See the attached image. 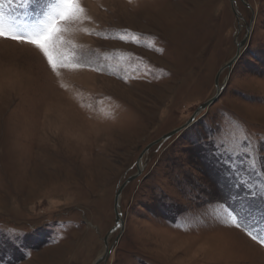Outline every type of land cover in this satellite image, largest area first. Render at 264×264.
<instances>
[{"label": "rangeland", "instance_id": "obj_1", "mask_svg": "<svg viewBox=\"0 0 264 264\" xmlns=\"http://www.w3.org/2000/svg\"><path fill=\"white\" fill-rule=\"evenodd\" d=\"M73 11L55 72L33 46L0 39V264H94L105 237L100 264H264V0H76ZM0 18L26 32L41 17L35 0H0ZM217 75V100L159 142L215 96ZM202 119L219 125L213 139L247 141L252 159L226 152L235 172L202 160ZM137 167L111 233L115 193ZM214 186L212 204L194 199ZM241 202L238 227L220 205Z\"/></svg>", "mask_w": 264, "mask_h": 264}, {"label": "snow or ice", "instance_id": "obj_2", "mask_svg": "<svg viewBox=\"0 0 264 264\" xmlns=\"http://www.w3.org/2000/svg\"><path fill=\"white\" fill-rule=\"evenodd\" d=\"M15 2L19 7L27 9L29 5L33 4V0H10ZM76 0H54V3L45 4L41 0H35V9L41 17L38 22L31 26V29L26 32H18L12 27L6 28L0 18V39L11 40L18 43H27L37 49L47 59L48 65L55 72L56 64L53 62V56L51 54L52 45L54 44L57 33L60 32L59 25L73 18L74 8ZM195 118V114L193 119ZM206 119V117H205ZM201 129H205L203 119L200 121ZM220 133L221 129L218 124L214 126V129H205L202 133H198L196 136V149L202 160L209 161L214 160L218 164H224L225 167H231L227 161L224 160V154L226 152L233 153L235 156H246L249 160L252 159L253 148L245 141L243 144L236 139H228V134L225 133L219 140L211 138L210 133L212 131ZM243 163V159L240 161ZM251 166V165H250ZM243 183V181H240ZM191 195V189L189 190ZM215 196L219 199L216 186L213 188V192L210 193L207 190H201L196 194L194 199H201L202 197H209L205 203L212 204V197ZM235 199V198H234ZM225 212H227L234 221L236 226H242L241 217L242 211L246 209V204L241 202L238 206L233 207L231 204L220 205ZM235 213V215H232ZM256 239V237H253ZM22 244V241L20 242ZM261 244H264V239L260 240Z\"/></svg>", "mask_w": 264, "mask_h": 264}, {"label": "water", "instance_id": "obj_3", "mask_svg": "<svg viewBox=\"0 0 264 264\" xmlns=\"http://www.w3.org/2000/svg\"><path fill=\"white\" fill-rule=\"evenodd\" d=\"M233 1V0H232ZM233 12L234 14L236 15V17H238V15L236 14L234 8H233ZM250 28L247 27V31H249ZM245 41L246 39H244L242 42H240L239 44H237V53L235 55V57H233L223 68L227 69V70H230L233 63L239 58L240 56V51H241V47L245 44ZM215 86H216V94L214 97H212L211 99H209L208 101L204 102L203 104H201L198 109L196 110V112L194 113L195 114V118L196 116L203 110L207 109L210 105H212L216 100L217 98L220 96V94L222 93V88L223 86H219L218 85V75L216 77V81H215ZM194 114L192 115V117L189 119V121L187 123H185L183 126H181L180 128L178 129H175L173 130L172 132L168 133L167 135H165L164 137H162L160 141L162 140H167L169 139L170 137L178 134L179 132L187 129L191 124L194 123L195 121V118L193 119L194 117ZM151 146V145H150ZM150 146H148L144 151L143 153L140 155V157L138 158V161H137V165L138 163L142 160V157L144 156L145 152L148 151V149L150 148ZM138 168V167H137ZM141 173V169L138 168V171L137 173H135L133 176L129 177L128 179H126V181H124V183L118 188V190L116 191L115 193V197H114V212H115V226L113 227V229L111 230V233L114 232V231H117L118 229H122L124 223H123V220H122V217H121V214L119 212V200H120V196H121V193L123 191V189L128 185V183L138 177ZM104 244H105V251L104 253L94 261V264H100L102 261H105L107 260V257L108 255L110 254L111 252V248L108 247L107 245V239L105 237L104 239Z\"/></svg>", "mask_w": 264, "mask_h": 264}]
</instances>
